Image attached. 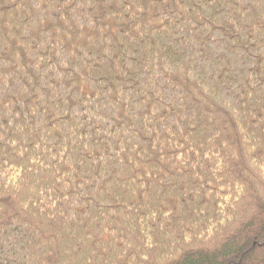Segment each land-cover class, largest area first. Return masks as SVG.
Instances as JSON below:
<instances>
[{
	"label": "trees",
	"instance_id": "obj_1",
	"mask_svg": "<svg viewBox=\"0 0 264 264\" xmlns=\"http://www.w3.org/2000/svg\"><path fill=\"white\" fill-rule=\"evenodd\" d=\"M0 264H264V0H0Z\"/></svg>",
	"mask_w": 264,
	"mask_h": 264
}]
</instances>
